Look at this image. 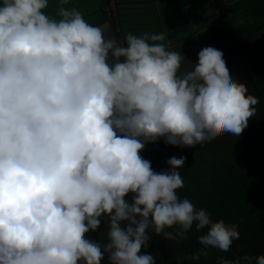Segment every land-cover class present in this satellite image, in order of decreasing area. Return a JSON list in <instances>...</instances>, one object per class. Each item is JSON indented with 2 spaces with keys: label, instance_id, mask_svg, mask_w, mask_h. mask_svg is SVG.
Returning a JSON list of instances; mask_svg holds the SVG:
<instances>
[{
  "label": "clouds",
  "instance_id": "1",
  "mask_svg": "<svg viewBox=\"0 0 264 264\" xmlns=\"http://www.w3.org/2000/svg\"><path fill=\"white\" fill-rule=\"evenodd\" d=\"M67 4L56 0V19L49 0H0V264H155L149 229L174 240L193 226L204 230L193 264L227 252L237 225L177 194L186 158L155 171L140 152L238 137L258 97L220 49L201 48L181 71L166 33L106 38ZM101 224L103 243L87 236Z\"/></svg>",
  "mask_w": 264,
  "mask_h": 264
},
{
  "label": "trees",
  "instance_id": "2",
  "mask_svg": "<svg viewBox=\"0 0 264 264\" xmlns=\"http://www.w3.org/2000/svg\"><path fill=\"white\" fill-rule=\"evenodd\" d=\"M112 1H116V7L110 10L108 5ZM162 1L78 0L76 9L89 24L102 26L109 22L111 38L122 40L129 32L166 33L162 43L186 57L181 71L192 67L201 48L220 49L235 78L258 97L256 115L249 118L238 137L217 133L210 140L187 148L159 140L146 144L140 152L155 171L168 168L169 157L184 156V167L179 169L184 186L177 190L178 196L192 198L204 206L214 221L222 219L237 225L239 239L233 241L229 250L209 248L208 256H201L198 264H216L217 257L234 259L245 254L254 264L255 257L264 254V0ZM175 1H180L176 14ZM198 2L203 5H196ZM143 8L156 16V25L151 29L133 26L146 16ZM208 9L210 12L199 15ZM47 13L59 19L56 12ZM191 15L197 17L198 26L189 28ZM99 228L104 229L103 224ZM203 231L193 226L186 239L166 240L162 233L157 236L149 229L152 237L143 251L154 255L155 264H176L181 258L182 264H193L191 254L201 247L197 236ZM87 236L101 243L106 239L99 229ZM101 264H107L106 258Z\"/></svg>",
  "mask_w": 264,
  "mask_h": 264
},
{
  "label": "rangeland",
  "instance_id": "3",
  "mask_svg": "<svg viewBox=\"0 0 264 264\" xmlns=\"http://www.w3.org/2000/svg\"><path fill=\"white\" fill-rule=\"evenodd\" d=\"M148 1H150V0H148ZM211 0H207V2H210ZM161 2H163L162 0H161ZM179 3H180V1H175L174 2V4H173V7H175V10L173 11V13H175L176 14V12H177V9H176V7L179 5ZM198 4V6H201V5H203L201 2H198V3H196V5ZM172 5V4H171ZM76 6L79 8V5H78V0H68V4L67 5H65V7H68V8H76ZM111 6L112 7H114V1H112L111 2ZM110 6V7H111ZM172 7V8H173ZM180 10V9H179ZM178 10V11H179ZM46 13L47 12H56L57 13V7H56V0H49V6H48V8H46L45 10H44ZM142 11H145V9L143 8L142 9ZM192 11V10H191ZM145 12H147V13H145L146 14V16H142L141 18H140V20L141 21H136V22H134L135 24H136V26L135 25H133L134 27H140V28H153L156 24H155V22H156V16H155V14H150L149 13V11H145ZM166 12V11H165ZM208 12H210V10L208 9V10H206V11H204V12H200L199 13V15H202V14H205V13H208ZM48 14V13H47ZM144 13H142V14H140V15H143ZM49 15V14H48ZM165 16H166V14H165ZM196 21H197V17L194 15H191V24L189 25V28L190 27H196V26H198V24L196 23ZM241 24V22H237V25H240ZM99 27H101L102 29H103V32H104V36L106 37V38H111V35H110V25H109V22H107V23H105V24H103L102 26H99ZM124 27V26H123ZM168 27H171V26H168ZM196 31H198V29H196ZM99 230H104V229H102V228H98Z\"/></svg>",
  "mask_w": 264,
  "mask_h": 264
},
{
  "label": "flooded vegetation",
  "instance_id": "4",
  "mask_svg": "<svg viewBox=\"0 0 264 264\" xmlns=\"http://www.w3.org/2000/svg\"><path fill=\"white\" fill-rule=\"evenodd\" d=\"M214 2H215V0H211L209 3H214ZM110 6H111V4L108 5V8L111 10V7H112V6H111V7H110ZM115 7H116V1H114V7H112V8H115ZM110 12H111V11H110ZM109 25H110V23H109ZM116 32H117V31H116ZM117 35H119L118 32H117ZM117 35H116V36H117ZM117 38H119V37H117ZM119 39H120V38H119Z\"/></svg>",
  "mask_w": 264,
  "mask_h": 264
}]
</instances>
